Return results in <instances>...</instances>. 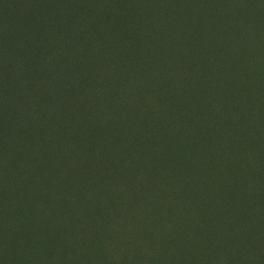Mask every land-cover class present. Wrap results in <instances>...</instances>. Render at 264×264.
<instances>
[{
	"label": "rangeland",
	"instance_id": "374dc122",
	"mask_svg": "<svg viewBox=\"0 0 264 264\" xmlns=\"http://www.w3.org/2000/svg\"><path fill=\"white\" fill-rule=\"evenodd\" d=\"M138 1L0 0V264H264V0Z\"/></svg>",
	"mask_w": 264,
	"mask_h": 264
},
{
	"label": "trees",
	"instance_id": "16d2710c",
	"mask_svg": "<svg viewBox=\"0 0 264 264\" xmlns=\"http://www.w3.org/2000/svg\"><path fill=\"white\" fill-rule=\"evenodd\" d=\"M107 2H108V0H104V3L101 6H96L93 3H91V7L89 8V10L91 11V13H97L98 10L103 11V10H105L104 5ZM134 3H136V2H134ZM137 4L141 5L142 4V0L138 1ZM128 8L129 7H125V9L122 10L121 8H117L116 6H114L113 12L116 15H120L121 13H123V11H125ZM249 10L250 11L248 12L246 18L254 17L255 15L253 13V10H251V9H249ZM36 11H39V8H37ZM129 11H130V9H129ZM82 12L85 14L84 11H82ZM152 16H153L152 12H146V15L142 16V18L143 19H149V18H152ZM82 18L83 17H80V19H82ZM92 18L96 19L95 17H92ZM128 18H129L130 22H131V20H133V21H137L138 20L136 17L133 18V17L129 16ZM115 21H119V18L115 17ZM255 23H256V17H254V24ZM160 30H161L160 32H163V27ZM141 34H147V32L142 30ZM111 38H112V40H110V35H109L108 39L110 40V42H109L108 47H106V48H109V53L107 52L105 54V56H104L105 57V64H106L105 74H108V76L110 75L109 73H113V70H114L115 65L117 63L121 65V63H122V61H123V59L125 58V55H126V49H129L128 47L130 46V44H128V41H129L128 36L125 35L124 33L121 36H118V37L111 36ZM96 39L97 38L95 36H90V38H89V40H91V42H95ZM151 44L154 45V41L153 42L151 41ZM93 52H95L94 53L95 54L94 57L92 56L93 60H95V62H96L95 64H99L98 63L99 58L97 56H99L100 53L97 50L93 51ZM53 53H55L54 59L57 62V63H54V66H57V67L61 68L62 71H64V72L67 71L68 72V70H71L72 67L70 66V64H72L73 67L77 65V63H75L72 60V58L70 57V55L68 54V52L66 50H61V49L57 48L56 50H54ZM86 53L87 52H83V54H86ZM37 54L42 59H44L45 61L50 59V54L48 55V53L45 56H43L42 52L40 53V51L37 50ZM92 57L87 59L89 64L92 62ZM84 58H86V57H84ZM77 62L80 63V61H78V60H77ZM139 68H140V65H138V67L136 68V73L137 74H139L138 73V69ZM73 71H74V69H73ZM119 77L120 78H124V75H120ZM147 95L148 94H146L145 96H147ZM168 106H169V104H168Z\"/></svg>",
	"mask_w": 264,
	"mask_h": 264
}]
</instances>
